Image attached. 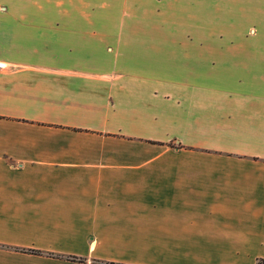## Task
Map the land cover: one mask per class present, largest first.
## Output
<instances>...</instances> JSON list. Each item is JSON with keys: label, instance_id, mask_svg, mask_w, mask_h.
<instances>
[{"label": "crops", "instance_id": "obj_1", "mask_svg": "<svg viewBox=\"0 0 264 264\" xmlns=\"http://www.w3.org/2000/svg\"><path fill=\"white\" fill-rule=\"evenodd\" d=\"M182 1L176 37L0 0V264L264 258V0L218 39Z\"/></svg>", "mask_w": 264, "mask_h": 264}, {"label": "rangeland", "instance_id": "obj_2", "mask_svg": "<svg viewBox=\"0 0 264 264\" xmlns=\"http://www.w3.org/2000/svg\"><path fill=\"white\" fill-rule=\"evenodd\" d=\"M69 2H72L80 12L92 15L89 17L94 23H169L175 26L176 37L183 36L182 0H161L158 1V6L155 0H63V6H68ZM191 2L196 15L191 22H196V28L200 29L204 37L215 39L246 37V0ZM156 8H160L164 15L159 16ZM199 24L201 26H198ZM258 264H264V260H260Z\"/></svg>", "mask_w": 264, "mask_h": 264}, {"label": "trees", "instance_id": "obj_3", "mask_svg": "<svg viewBox=\"0 0 264 264\" xmlns=\"http://www.w3.org/2000/svg\"><path fill=\"white\" fill-rule=\"evenodd\" d=\"M26 249H28V250H30V251H37V250L34 249V248H26ZM260 260H264V258H261ZM260 260H258L257 264L259 263ZM106 264H124V263H120V262H112V261L108 262V261H106Z\"/></svg>", "mask_w": 264, "mask_h": 264}, {"label": "built area", "instance_id": "obj_4", "mask_svg": "<svg viewBox=\"0 0 264 264\" xmlns=\"http://www.w3.org/2000/svg\"><path fill=\"white\" fill-rule=\"evenodd\" d=\"M3 66H5V64L0 61V68H2Z\"/></svg>", "mask_w": 264, "mask_h": 264}]
</instances>
